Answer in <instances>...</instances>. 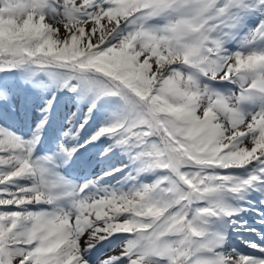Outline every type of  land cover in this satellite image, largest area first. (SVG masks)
Instances as JSON below:
<instances>
[{
  "label": "snow or ice",
  "instance_id": "6c2138e0",
  "mask_svg": "<svg viewBox=\"0 0 264 264\" xmlns=\"http://www.w3.org/2000/svg\"><path fill=\"white\" fill-rule=\"evenodd\" d=\"M13 70L66 89L77 119L44 147L52 92L27 136L0 123V264H264V231L241 215L264 225V0H0ZM102 138L129 189L64 173ZM231 232L260 242L241 251Z\"/></svg>",
  "mask_w": 264,
  "mask_h": 264
},
{
  "label": "rangeland",
  "instance_id": "374dc122",
  "mask_svg": "<svg viewBox=\"0 0 264 264\" xmlns=\"http://www.w3.org/2000/svg\"><path fill=\"white\" fill-rule=\"evenodd\" d=\"M14 79L19 80L16 77H14ZM17 80H15V82H13V80L9 81V82L6 81L7 82L6 84L8 85V87L10 89H12V95H11L10 99L5 101V102H8L9 104H11V106H13V108L16 109L17 114L20 115L21 109L24 106L21 105L20 100L22 98L21 97L19 98L18 95H19V93H21L22 95H23V93L25 94L27 91V87H26V84H24V86H23V84ZM38 93H41L39 98L36 99L35 102L32 101V103L29 104V107L30 108L32 107V110H33V119L37 122H39V120L41 119V116H42L40 105L44 103V99L49 96L50 91L45 92L43 94H42V92H38ZM16 98H19V99H16ZM64 120H66V119H64ZM145 176L146 177H149V176L154 177L151 174H146Z\"/></svg>",
  "mask_w": 264,
  "mask_h": 264
},
{
  "label": "bare ground",
  "instance_id": "6f19581e",
  "mask_svg": "<svg viewBox=\"0 0 264 264\" xmlns=\"http://www.w3.org/2000/svg\"><path fill=\"white\" fill-rule=\"evenodd\" d=\"M70 123H71L70 121L67 122V123H64V124H67V126H68V127H67V131H68L69 127H70ZM71 127H72V126H71ZM124 162H125V159L122 157V158H121V161H120L121 164H118V166H117V168H121V169H122V172L125 170V169L123 168V166L125 165ZM96 169H97V170H100V168H97V167H96ZM102 175H104V172H102ZM102 177H103V176H102ZM242 214H244V213H241V215H242ZM252 214L256 216L255 213H249V214H247V215L244 214L245 216H244V215H242V216H244V218L247 220V216H248V215H252ZM255 216H254V217H255ZM238 234H239V233H238ZM230 237H231V239H232L233 237H237V236H233V237L230 236ZM105 244L108 245L107 242H106ZM103 245H104V244H103ZM112 246H113V245H109V248H108L107 250H105V252H107V251H109L111 248L115 247V245H114L113 247H112ZM98 247H99V246H98ZM102 251H103V250H102ZM102 251H101V252H102ZM103 253H104V252H102L101 255H103Z\"/></svg>",
  "mask_w": 264,
  "mask_h": 264
}]
</instances>
